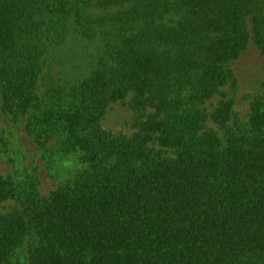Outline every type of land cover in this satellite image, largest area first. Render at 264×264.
<instances>
[{
    "label": "trees",
    "instance_id": "trees-1",
    "mask_svg": "<svg viewBox=\"0 0 264 264\" xmlns=\"http://www.w3.org/2000/svg\"><path fill=\"white\" fill-rule=\"evenodd\" d=\"M250 41L264 53V0H0L2 107L79 166L48 196L0 173V264H264V84L244 128L202 107ZM80 43L64 80L54 49ZM128 94L152 111L139 133L103 131Z\"/></svg>",
    "mask_w": 264,
    "mask_h": 264
},
{
    "label": "rangeland",
    "instance_id": "rangeland-1",
    "mask_svg": "<svg viewBox=\"0 0 264 264\" xmlns=\"http://www.w3.org/2000/svg\"><path fill=\"white\" fill-rule=\"evenodd\" d=\"M79 43V42H78ZM82 43V42H81ZM68 44L66 47L54 49L59 61L60 73L64 80L71 81L75 77V68L80 65L79 56L83 53V46ZM99 43V42H98ZM88 47L92 55H97L96 46ZM82 49V50H81ZM76 53L73 60L68 55L70 51ZM91 56V55H90ZM92 59V56H91ZM93 60V59H92ZM74 68L73 70H71ZM234 78L233 84L218 89L212 99L202 104L208 117L205 127L223 135L226 130H236L247 125L250 116V104L255 97L262 94L264 84V53L250 41L240 56L227 64ZM131 95L109 105L105 115L99 122V127L114 136L130 137L139 133L141 122L151 115L150 109L136 111L130 108ZM231 103V114L223 126L214 120L213 111L220 102ZM153 146L158 149L155 143ZM165 157H172V150H163ZM56 159V160H55ZM54 160L55 165L51 164ZM79 168L70 160L58 158L55 154L54 142L51 141L46 150L39 148L32 135L24 128V116L17 112L5 111L0 100V173L22 179L35 176L38 182V192L42 196L60 188ZM13 206L12 202L0 203V212H7Z\"/></svg>",
    "mask_w": 264,
    "mask_h": 264
}]
</instances>
